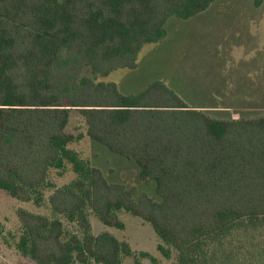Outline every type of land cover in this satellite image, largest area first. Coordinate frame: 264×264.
<instances>
[{"label":"trees","instance_id":"trees-1","mask_svg":"<svg viewBox=\"0 0 264 264\" xmlns=\"http://www.w3.org/2000/svg\"><path fill=\"white\" fill-rule=\"evenodd\" d=\"M215 0H0V189L61 217L18 210V247L37 264H123L128 241L92 232L89 213L124 228L149 222L174 264H264V115L219 119L161 80L125 94L100 80L134 68L143 46ZM259 4V2H258ZM79 113L90 139L134 160L160 200L109 181L72 144ZM76 176L50 181L52 169ZM1 233V227H0Z\"/></svg>","mask_w":264,"mask_h":264},{"label":"rangeland","instance_id":"rangeland-1","mask_svg":"<svg viewBox=\"0 0 264 264\" xmlns=\"http://www.w3.org/2000/svg\"><path fill=\"white\" fill-rule=\"evenodd\" d=\"M165 29L162 40L143 46L136 67L116 69L100 80L115 82L125 94L138 93L151 82L161 80L188 106L219 119L264 115V0H215L188 19L169 18ZM68 130L82 133V139L72 147L100 168L109 181L135 186L136 198L145 192L161 199L154 181L140 179L134 160L89 138L76 111ZM75 176L71 167L52 169L50 181L60 186ZM54 189L52 185L46 187L44 199L38 204L13 198L0 189V264H37L18 247L23 233L19 209L61 217L69 231L78 232L76 223L51 208L49 197ZM118 215L124 228L105 225L93 212L89 213L94 234L109 231L131 244L134 255L126 256L123 264L175 263L173 255L167 256L160 249L164 243L149 222L124 210Z\"/></svg>","mask_w":264,"mask_h":264}]
</instances>
